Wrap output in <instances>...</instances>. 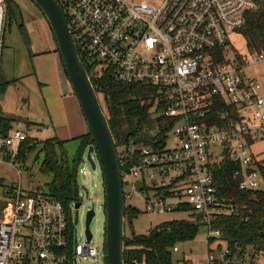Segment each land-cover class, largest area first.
I'll return each instance as SVG.
<instances>
[{"label":"built area","instance_id":"obj_1","mask_svg":"<svg viewBox=\"0 0 264 264\" xmlns=\"http://www.w3.org/2000/svg\"><path fill=\"white\" fill-rule=\"evenodd\" d=\"M56 1L81 60L93 74L148 93L144 104L149 126L125 143L116 142L122 148L117 153L125 207L140 211L127 205L139 197L147 213H186L187 222L205 227L209 240H214L208 257L199 263L185 259L187 264H246L247 257L250 264H258L260 258L251 254H232L217 227L220 219L239 214L234 201L221 194V167H236L233 177L242 191L264 187V149H253L264 143V75L250 73L254 66H264V46L247 45L240 53L230 42L232 35H242L256 2L164 0L160 6H139L131 0ZM3 2L0 82L6 31ZM2 126L0 162L19 167V150L30 135L11 129L5 133ZM5 196L0 264H78L80 259L106 264L105 244L102 249L91 246L94 235L89 242L85 230L84 244L78 243L73 224L76 201L66 209L47 189L25 187L21 181L6 188Z\"/></svg>","mask_w":264,"mask_h":264},{"label":"rangeland","instance_id":"obj_2","mask_svg":"<svg viewBox=\"0 0 264 264\" xmlns=\"http://www.w3.org/2000/svg\"><path fill=\"white\" fill-rule=\"evenodd\" d=\"M11 1L21 11L20 24L24 23L27 29L30 46L26 44L15 22L11 26H8L4 36L2 77L0 83L8 82L9 85L2 92L0 91V107L3 110V115L11 120V131H27L30 137L42 141L49 139V135L41 132L43 128L41 129L35 125L41 123L48 124L46 119V102L44 103L45 98L44 94H42L43 87L41 84H46L48 83L47 81H54L57 77H62V80L65 79L68 83L69 81L66 77L59 53H53L57 49V43L43 13L31 0ZM163 1L131 0V4L139 6H160ZM3 5L4 10H6L5 2H3ZM230 42L233 49L235 48L240 53H245L248 49L247 41L243 35H232ZM231 46L228 47V50L232 49ZM230 55H234L233 51ZM257 68L260 67L254 66L250 70V73L258 72L264 75V66L261 69ZM260 81L264 86V78H261ZM99 98L107 116L108 111L105 107L103 94ZM75 107L78 110V106L75 105ZM80 116L82 121L78 125L75 124L74 116L69 124L70 127L67 128L64 149L70 161L74 158L79 147V141L75 139L89 132L84 118L82 115ZM117 149L122 148L118 145ZM253 149L255 151L263 150L264 143L255 145ZM38 152L39 147L28 156L24 164L22 163L21 166H17L16 168L0 162V220L3 218L1 209L5 205L6 188L21 181L25 187L42 186L44 189H47L51 177L41 173L40 163L44 156L41 153L38 154ZM93 157L98 163L97 156L94 154ZM18 171H20V174ZM76 185L78 191V200L76 202L82 203V206L78 210L77 224H75L76 210L73 213V224L77 228L78 243L84 244L85 242L84 234L86 230L87 212L94 204L96 217L90 226L91 232L94 235L91 246L102 249L105 244L106 212L103 176L99 163L97 169L93 170L86 160V155H84L83 161L78 168ZM127 205H131L140 210L137 217L133 219L132 225H130L128 220L126 222L125 233L128 237L132 235V232L136 235H148L152 229L165 222L190 220L189 214L181 212L165 215L147 213L144 211V204L139 197L128 201ZM199 229V234L193 241L177 244L179 252L172 253L175 263L180 262L182 264L185 259H189L194 263L206 261L209 252L208 233L207 229L203 226H200ZM260 259L258 264H264L263 258ZM250 262L251 260L247 257L246 264H250ZM78 264H95V262L90 259H80ZM98 264H104V261L99 259Z\"/></svg>","mask_w":264,"mask_h":264},{"label":"trees","instance_id":"obj_3","mask_svg":"<svg viewBox=\"0 0 264 264\" xmlns=\"http://www.w3.org/2000/svg\"><path fill=\"white\" fill-rule=\"evenodd\" d=\"M257 8L247 15V24L240 33L253 49L264 46V0H254ZM6 6V29L15 22L24 40L30 46V38L24 23L20 24L22 16L19 7L11 0H4ZM17 9V10H16ZM19 19V21H18ZM98 96H104L108 120L116 142L125 143L130 137H135L149 126L147 106L144 100L148 93L144 88L120 84L103 75L96 77L90 66L85 64ZM8 82L0 84L2 92ZM100 99V98H99ZM4 132L11 129V120L1 118ZM75 140L79 147L74 158L70 161L64 149L65 141L49 138L38 141L30 137L22 144L17 158L24 164L28 156L39 147L43 154L40 171L51 177L47 191L62 202L66 209L76 201L75 184L78 168L83 161L89 146L93 143L92 136L86 135ZM38 159V155H37ZM228 167V165H227ZM236 167H221L217 171V180L222 196L233 200L238 207L239 214L224 217L219 220L217 227L222 230V240L232 254H248L254 258L264 260V190L245 192L239 189V182L233 177ZM139 211L132 208L125 209L126 222L137 217ZM200 225L187 221H169L151 230L148 235L125 236V264H181L173 261L174 248L177 244L193 241L199 234ZM214 240H209L210 249ZM222 244V245H223ZM106 248V245H105ZM261 260V259H260ZM186 263L185 260L182 264Z\"/></svg>","mask_w":264,"mask_h":264},{"label":"water","instance_id":"obj_4","mask_svg":"<svg viewBox=\"0 0 264 264\" xmlns=\"http://www.w3.org/2000/svg\"><path fill=\"white\" fill-rule=\"evenodd\" d=\"M43 13L58 46L63 67L79 103L82 116L92 136L93 143L86 152V159L93 170L98 163L101 167L105 194V245L107 252L106 264H125V202L120 162L117 145L109 120L102 108L98 93L84 62L81 60L67 18L56 0H31ZM98 158V163L93 155ZM138 187L142 189L143 184ZM76 201L78 200L75 184ZM81 202H76V223ZM96 216L91 208L86 217V235L90 242L93 238L90 226Z\"/></svg>","mask_w":264,"mask_h":264},{"label":"crops","instance_id":"obj_5","mask_svg":"<svg viewBox=\"0 0 264 264\" xmlns=\"http://www.w3.org/2000/svg\"><path fill=\"white\" fill-rule=\"evenodd\" d=\"M56 52L59 53L58 46L57 49L53 51V53ZM47 82L48 83L41 85L43 87L42 94H44V98H45L44 103L46 102L45 103V107L47 109L46 119L48 124L41 123L35 125H37V127L39 126L41 129L47 128V130L43 133L46 135L48 134L49 135L48 138L56 137L62 141H66L65 137L67 135V128L70 127L69 124L71 122L72 117L75 116L76 125H78L80 121H82V118L80 116L82 115L80 106L73 93L71 85H69L70 82L68 83L65 79L62 80V77H57L54 81H47ZM75 105L78 106V110L75 107ZM3 116L5 117V115Z\"/></svg>","mask_w":264,"mask_h":264}]
</instances>
